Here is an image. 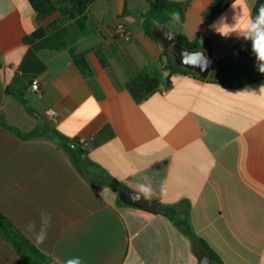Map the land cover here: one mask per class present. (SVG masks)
<instances>
[{"label": "crops", "instance_id": "0c3cea01", "mask_svg": "<svg viewBox=\"0 0 264 264\" xmlns=\"http://www.w3.org/2000/svg\"><path fill=\"white\" fill-rule=\"evenodd\" d=\"M170 1L182 3L184 15L174 13L167 28L190 41L204 37L215 66L222 61V73L242 80L165 70V48L141 19L151 0H96L71 20L58 11L41 15L29 0H0V122L41 133L22 140L0 125V213L57 264L74 257L83 264H201L161 206L188 213L223 264H264V81L251 42L209 27L222 15L235 22L232 2L217 9L216 0ZM257 1L246 0L250 17ZM39 30L45 33L27 40ZM142 70L157 72L160 83L137 102L127 85ZM245 90L256 93H239ZM50 129L86 151L83 172ZM102 174L136 192L149 185L159 211L126 204L114 187L91 180ZM49 213L37 246L25 226L36 221L39 228ZM0 264H25L1 235Z\"/></svg>", "mask_w": 264, "mask_h": 264}, {"label": "trees", "instance_id": "16d2710c", "mask_svg": "<svg viewBox=\"0 0 264 264\" xmlns=\"http://www.w3.org/2000/svg\"><path fill=\"white\" fill-rule=\"evenodd\" d=\"M95 1L96 0H57L56 4L58 6L56 7L53 0H29L32 7L41 15H49L55 11H58L62 16L67 17L70 20L77 19L79 17L83 18L87 9ZM190 1L191 0H188V2ZM231 2L232 0H216L215 6L217 9H221ZM262 4H264V0L257 1L253 10L252 17H255L258 8ZM174 13H181L182 15H184L182 3L173 2L170 0H151L150 10L146 14L141 15V19L143 20V28L146 35L151 39L159 42L152 37V30L154 26L160 22L167 23ZM44 33V30H39L35 32L30 39L27 40L37 39ZM180 43L183 47L189 50H202L212 58L211 46L208 41L204 40V37H201L195 41H190L186 36L180 35ZM97 53L104 64L105 61L102 53L100 51H98ZM171 53L175 55V53L171 49H165L163 51V55L166 57V63L164 65L165 70H168L171 73H186L198 77L195 72L182 69L177 64H175L173 61L174 58ZM222 63V61H219L216 64L212 74L207 79L208 81L222 82V79L218 77L220 74H222ZM2 66L3 65L0 61V70ZM83 68L85 67L83 66ZM257 79L264 81V74L261 73ZM159 83L160 79L157 72L152 73L148 70H142L129 81L127 87L134 99L137 102H141L158 89ZM1 90L2 83L0 77V98ZM6 93L12 96V98L19 104H21L29 114H33V110L29 102L23 96L15 93H10L8 90L6 91ZM0 125L2 128L10 131L16 137L22 140L34 139L40 137L41 135V133L37 129L26 133L15 126L6 124L4 121H1ZM50 136L71 157L77 169L80 172H83L82 165L86 164L89 161L86 157V151L82 153L79 150H74L71 146L68 145L70 140L54 129H50ZM91 180L97 184L114 187L118 191L120 187H124L118 181L114 180L107 174H102L93 178L91 177ZM160 213L171 219L190 238L193 250L198 256L199 260H201L203 257L209 256L213 260L221 262L219 257L209 248L207 243L195 234L190 224L188 213H186L185 216L181 217L175 208L168 206H161ZM0 235L13 245L17 254L25 264H57L50 257L43 254L33 244V242L17 227V225L2 213H0Z\"/></svg>", "mask_w": 264, "mask_h": 264}, {"label": "clouds", "instance_id": "9594fccd", "mask_svg": "<svg viewBox=\"0 0 264 264\" xmlns=\"http://www.w3.org/2000/svg\"><path fill=\"white\" fill-rule=\"evenodd\" d=\"M232 10H234L232 24L227 22V17L221 16L219 18L220 23L214 21L209 27L214 30L216 34L221 37L228 38L232 33L239 34L240 38L245 41L251 42V51L254 54L257 62V68L260 73L264 74V4H262L255 17H250L246 0H232ZM239 10V14H237ZM239 93H252L255 91H241ZM259 93L264 94V85L259 88ZM150 197L151 187L149 185L140 184L139 192L133 193V197L140 198V196ZM51 214H47V219L43 225L38 228L36 221L29 222L25 227L26 231L33 234L34 242L37 246L44 243L47 237V230L51 226ZM66 264H83V261L79 257H74L66 261Z\"/></svg>", "mask_w": 264, "mask_h": 264}, {"label": "water", "instance_id": "95a60500", "mask_svg": "<svg viewBox=\"0 0 264 264\" xmlns=\"http://www.w3.org/2000/svg\"><path fill=\"white\" fill-rule=\"evenodd\" d=\"M185 7V5H184ZM152 37L159 42L165 49H171L174 55V63L180 68L195 72L199 78L208 79L215 67V60L209 57L202 50H189L183 47L180 43V36L178 33L171 31L167 28L165 22H160L156 24L152 30ZM74 150H79L83 152L84 149L80 148L73 142L68 143ZM119 193L121 199L129 205L141 208L143 210L157 213L159 211V202L151 197H143L142 194L140 198L133 197V193H138L127 187H120ZM201 264H222L217 260H213L211 257L206 256L201 260Z\"/></svg>", "mask_w": 264, "mask_h": 264}, {"label": "built area", "instance_id": "2783aa9c", "mask_svg": "<svg viewBox=\"0 0 264 264\" xmlns=\"http://www.w3.org/2000/svg\"><path fill=\"white\" fill-rule=\"evenodd\" d=\"M128 39H131L130 36L127 37ZM33 91L39 93L40 92V82L37 79H34L31 85ZM45 115L47 118H49L52 122H57V112L53 109H48L45 112Z\"/></svg>", "mask_w": 264, "mask_h": 264}, {"label": "rangeland", "instance_id": "374dc122", "mask_svg": "<svg viewBox=\"0 0 264 264\" xmlns=\"http://www.w3.org/2000/svg\"><path fill=\"white\" fill-rule=\"evenodd\" d=\"M171 55L174 57L172 53ZM218 77L225 81L234 82V81L242 80V78H244L245 76L241 74L226 72V73L220 74Z\"/></svg>", "mask_w": 264, "mask_h": 264}]
</instances>
